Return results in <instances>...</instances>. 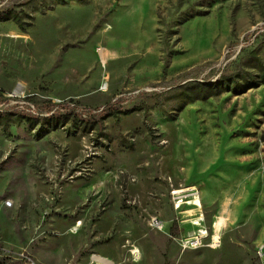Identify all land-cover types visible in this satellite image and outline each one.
Returning <instances> with one entry per match:
<instances>
[{"label": "rangeland", "instance_id": "obj_1", "mask_svg": "<svg viewBox=\"0 0 264 264\" xmlns=\"http://www.w3.org/2000/svg\"><path fill=\"white\" fill-rule=\"evenodd\" d=\"M23 253L264 264V0H0V260Z\"/></svg>", "mask_w": 264, "mask_h": 264}, {"label": "built area", "instance_id": "obj_2", "mask_svg": "<svg viewBox=\"0 0 264 264\" xmlns=\"http://www.w3.org/2000/svg\"><path fill=\"white\" fill-rule=\"evenodd\" d=\"M201 235H195L193 237L187 238L184 243H182V246L184 248L187 247H193L196 248L198 246L203 245V238L207 234L206 230H202ZM19 264H38L33 257L29 253H23L21 262Z\"/></svg>", "mask_w": 264, "mask_h": 264}, {"label": "crops", "instance_id": "obj_3", "mask_svg": "<svg viewBox=\"0 0 264 264\" xmlns=\"http://www.w3.org/2000/svg\"><path fill=\"white\" fill-rule=\"evenodd\" d=\"M218 218L219 217H222V216H217ZM216 223H218V227H219V229L218 230H216ZM221 223H222V221H220V220H215L214 221V223H213V234H211V241H213V244H214V240H216L217 238L216 237H219V235H220V233L219 232H221V230H222V225H221ZM223 224V223H222ZM177 225H178V228H179V233L177 234V235H175V236H172L171 234H170V232L168 233L172 238H175V237H178V236H183V237H188V238H190V237H193V236H195V235H201V231L202 230H204V229H202V228H199V231L196 233L195 231L196 230H194L193 231V234H190L189 232H184V230H183V228L181 227V225H179L178 223H177ZM180 226V227H179ZM189 226H194V225H189ZM197 229H198V227H197ZM208 237V235L206 234L205 235V237L203 238V240L205 241L206 240V238ZM206 245V244H205ZM207 245H212V243L211 244H207ZM203 246V245H202ZM188 248H191V249H193V247H188Z\"/></svg>", "mask_w": 264, "mask_h": 264}, {"label": "trees", "instance_id": "obj_4", "mask_svg": "<svg viewBox=\"0 0 264 264\" xmlns=\"http://www.w3.org/2000/svg\"><path fill=\"white\" fill-rule=\"evenodd\" d=\"M204 90H207V89L205 88V86L198 88V93H196L197 95L192 96V97H191V100H196V99H200V98H202V99L207 98L208 96H210V94H215V93H217L220 89H217V90H215V91H212V90L204 91ZM54 113H55V112H54ZM54 113H53V115H52L53 117L55 116ZM56 117H57V116H56ZM178 233H179V228H178L177 222L175 221V222L173 223L172 228H171L170 234H171L172 236H175V235H177ZM0 264H19V262H6V261H4V260H0Z\"/></svg>", "mask_w": 264, "mask_h": 264}, {"label": "bare ground", "instance_id": "obj_5", "mask_svg": "<svg viewBox=\"0 0 264 264\" xmlns=\"http://www.w3.org/2000/svg\"><path fill=\"white\" fill-rule=\"evenodd\" d=\"M101 54H103L102 52H101ZM179 191V190H178ZM178 191H176V192H178ZM175 192V193H176ZM200 203V202H199ZM6 204L7 205H12V201L11 200H8V201H6ZM81 222H79L77 225H76V227L74 228L75 230H77V227H78V225L80 224ZM79 229V228H78ZM216 238H218V237H216ZM93 259L94 260H96V261H98V262H104V263H106V264H112V262L111 261H109L108 259H106L105 257H103V256H100V255H94L93 256Z\"/></svg>", "mask_w": 264, "mask_h": 264}]
</instances>
